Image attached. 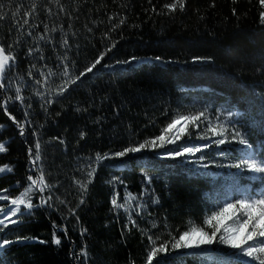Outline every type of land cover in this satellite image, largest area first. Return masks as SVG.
<instances>
[{"label": "trees", "instance_id": "16d2710c", "mask_svg": "<svg viewBox=\"0 0 264 264\" xmlns=\"http://www.w3.org/2000/svg\"><path fill=\"white\" fill-rule=\"evenodd\" d=\"M171 2L0 0L4 5L0 43L6 50L7 45H13L11 51L17 58V71L25 77V104L9 103L8 111L18 121L29 120L21 136L17 125L0 109V125H3L0 142L8 148L6 153H0V166L13 168L12 173L0 174V189H9L7 194L14 198L30 183L27 175L38 174L29 172L28 156V148L40 139L36 133L43 141L63 140L68 152L66 157L56 155L55 164L65 166V159L88 160L96 153L114 152L141 142L159 134L176 114H193L207 108L235 114L234 126L245 133L258 156L264 157V24L259 15L264 9L258 0H236L235 3L233 0H185L183 11L169 15L163 5ZM33 6L35 11L28 17V24L23 25L21 18ZM153 6L156 12L151 11ZM17 8L19 14L13 17ZM109 16L115 18L109 22ZM121 17L125 23L111 31ZM16 20L21 21L23 31H17ZM33 24L37 27H32ZM45 24L49 29L47 35L53 38L51 43L35 39L45 34ZM53 27L58 30L51 32ZM28 31L33 33L32 37L27 35ZM105 33L112 39H102ZM63 39L68 40L67 48ZM17 40L20 42L16 43ZM112 43L115 48L108 52L101 65L69 86L62 96L55 95L62 83L59 74L63 64L69 65L71 76L75 77ZM37 47L40 52L28 55L29 48ZM40 55L43 60L39 59ZM131 57L137 59L127 65L116 63ZM31 64L36 65L34 75L41 68L57 73L51 78L52 91L47 97L55 101L51 105H44L35 95L37 86L27 78ZM81 133H84L83 139ZM223 148L230 149L224 156L238 159L241 155L238 145ZM220 151L216 147L208 149L203 154L205 160L218 161L223 157ZM212 171L206 168L197 171L191 164L177 160H160L151 151L129 155L124 160L103 161L84 194L85 204L78 210L79 230L66 225L67 236L57 231L62 241L57 246L53 243V222L56 225H65V222L44 207L34 208L32 215L25 214L18 225H10L0 233L13 240L17 236L30 238L10 245L6 251L0 250V264H79L73 252L81 245L86 246L92 264H145L147 237L137 228L125 229L126 215L122 210L117 214L111 208L114 190L120 193L121 202L126 191L135 196L143 192L141 202L157 227L148 226L141 216L134 218L140 228L150 229L151 234L166 240L170 239L169 232L178 237L188 227L189 220L206 228L203 219L219 187L218 179L211 176ZM146 176L152 178L150 184ZM235 176L253 188L264 185L261 178L254 181ZM115 177L123 183H110ZM38 195L34 194V204L39 203ZM156 197H159L158 204L154 202ZM8 203L0 201L5 206ZM82 229H87L83 237L80 236ZM183 255L182 264H220V258H224L225 264L245 262L233 254L216 252ZM175 257L172 252L160 253L153 264L160 260L164 264H177Z\"/></svg>", "mask_w": 264, "mask_h": 264}, {"label": "snow or ice", "instance_id": "6c2138e0", "mask_svg": "<svg viewBox=\"0 0 264 264\" xmlns=\"http://www.w3.org/2000/svg\"><path fill=\"white\" fill-rule=\"evenodd\" d=\"M59 3V0H55ZM151 4V0H148ZM236 0H233L235 3ZM261 9H264V0H258ZM214 6V5H213ZM4 5L0 4V19L4 18L2 12ZM185 8V0H172L171 3L163 5V9L166 10V14L175 13L177 10L183 11ZM61 6V11H63ZM35 11V7L31 12H26L23 20V25L28 24V17L32 16ZM151 11L156 12L155 6L152 7ZM49 15H51V9H48ZM19 14V9L12 13L13 17ZM235 15V9H233ZM118 15V14H117ZM260 22L264 24V10L260 11ZM115 17L109 16V22ZM17 25V31H23V25L20 20L15 21ZM125 23V18L121 17L117 24L112 26L111 31H116L121 25ZM32 27H37L33 24ZM58 29L53 27L51 32H56ZM49 29L45 24V34H42L35 39L39 41H46L47 43L52 42V37L47 35ZM62 31V29H60ZM29 37L33 36L31 31L27 32ZM102 39L111 40V36L107 33L104 34ZM20 41L17 40L16 43ZM63 44L67 48L68 40L63 39ZM13 45L6 46L0 43V94L3 98L0 99V109L9 116V118L17 125L19 134L23 136L25 134V125L29 122L25 119L18 121L14 115L8 111L9 103H19L20 105L25 104V96L23 94L24 80L25 77L20 75L17 71L16 55L11 51ZM115 48V43L107 46L104 51L95 58L94 62L91 63L83 72L79 75L72 77L69 71V65L63 64V70L59 74L62 83L56 89L55 95L62 96L64 92L68 90V87L77 82L81 81L84 76L92 73L101 62L104 61L105 56L108 52H111ZM33 52H40V49L29 48L28 55H32ZM40 60H43V55L39 56ZM66 59V57H65ZM136 57H131L130 60L116 61L119 65H127L135 61ZM160 60V57H156ZM198 60L200 58H197ZM108 66V65H105ZM46 67V65L44 66ZM36 68L35 64H31L27 70V78L34 83L36 87L35 95L44 101V105H51L55 101L48 99V93L52 91V80L53 76L57 73L48 69L47 72L43 68L38 70V75L33 74V69ZM12 93V94H10ZM28 108L31 105H27ZM80 111V109H76ZM86 111V109H84ZM28 113L25 109V117ZM3 125H0L2 128ZM185 137L188 140L185 141ZM84 138V133H81V139ZM193 140L205 141V143H194ZM184 141V143H181ZM63 144V140H60ZM238 145L240 157L236 162L229 163L227 165L218 164V167H228L230 169H237L240 172H248L252 174L260 175V178L264 180V157L258 158L254 145L250 142L244 132L240 128L230 125L228 122L221 121L220 116H216L214 119L208 116L205 111H199L193 114H176L170 118L169 121L160 129L159 134L146 138L141 142L132 143L128 146L121 148L118 151L109 153H96L95 157H89L88 162L85 164L83 169L85 173L84 179L73 178V182L78 188L79 199L76 206H71L70 201L66 199H60L56 197L54 201L55 193L52 191L56 185L49 183L45 179V173L43 167L40 164L41 157V142L36 139L33 146L28 148L29 156V172L38 173L35 177L31 174L27 175L26 180L28 183L16 197L8 195L9 189H0V201H8V205L0 204V233H4V230L9 229L10 225H18L21 222V218L27 214L32 215L33 209L37 207L57 208L56 201L59 205H62L61 211L66 209L67 215L62 217V220H66L69 217H75L79 221V216L76 215L77 209L80 205L85 204L84 194L88 191V186L94 181L97 166L107 160H124L129 155H135L145 151L155 152L156 155L163 160H177L183 163H189L193 165H199L203 168H208L209 164L205 163V156L203 155L208 149L216 147L220 149V155L224 156L230 149L223 148L224 145ZM174 146V147H169ZM166 151H160L164 150ZM8 148L4 142H0V153H6ZM198 154H201L198 156ZM12 173L13 168L4 165L0 166V174ZM145 180L147 183H151L152 178L146 176ZM123 183L119 180V177H115L110 183ZM147 191V189H145ZM38 193V204L33 203L34 194ZM47 193V195H45ZM144 193L140 196L132 195L131 193L125 192L123 201H120V193L118 191L113 192L110 198L111 208L114 212L119 214L122 210L126 215L127 220L125 229L131 231L132 228H137L147 237L148 244L146 245V259L145 264H153L154 259L160 253L167 254L169 249L176 252L177 264H182L184 259V253L199 250L205 247H210L214 244L225 245L229 249L238 250V254L242 257L249 258L252 261H256L257 264H264V194L259 195L257 198H239L230 200L220 205L216 210L212 211L211 214L207 215L203 219V224L207 226V229L203 226H196V224L189 220L187 222L188 227L183 232H180L178 237L168 233L170 239L161 240L160 236H154L151 234L150 229H142L134 218V215L139 217L145 214L146 205L141 202V198ZM136 202L133 204V202ZM155 203H159V197L154 199ZM151 215V213H147ZM129 225L131 227H129ZM157 227L156 223L153 222L151 228ZM63 232L67 236L68 228L66 225H56L53 222V243L57 246L61 245V238L56 235V232ZM87 229L80 231V236L83 237ZM30 239L29 237L17 236L15 240L9 239L8 235H0V250H7L10 245L19 243L24 240ZM43 243L44 241H40ZM72 243V241H69ZM74 258L79 261V264H87L89 253L85 245H81L78 251L73 252ZM158 264H164L163 260H160ZM244 264H248L247 261Z\"/></svg>", "mask_w": 264, "mask_h": 264}, {"label": "rangeland", "instance_id": "374dc122", "mask_svg": "<svg viewBox=\"0 0 264 264\" xmlns=\"http://www.w3.org/2000/svg\"><path fill=\"white\" fill-rule=\"evenodd\" d=\"M205 113L208 116H211L213 119L216 116H220L221 121L228 122L230 125H233V126L235 125V121L237 119L235 114H228L224 110H218L214 112L211 109L207 108L205 110ZM27 121L29 122L28 119ZM36 136L40 138L39 140L42 145L41 147L42 159L40 161V164L43 167V171L45 173V179L49 183L56 185V187L52 189V191L55 193L54 201L56 200V197H59L60 199H66L67 201H70L71 206H76L78 204L79 191L73 182V178L74 177L76 179L85 178V173L83 169L85 168V164L88 162V160H85L83 158L74 157L69 160L65 159V166L64 165L56 166L55 156L60 155V154L63 156H65V154L67 155L68 149L66 145L64 143L61 144L60 141L58 140H51V141L44 140L43 141V137L40 136L38 133H36ZM194 143H197V144L205 143V141L195 140ZM257 157L260 158L258 154H257ZM216 158H217V155H216ZM238 159L234 157L232 159L229 156H223V157L218 158V161H213V160L211 161L209 159L205 160V163L209 164V167L206 169H210V170L214 169L215 172L212 171L211 176L214 177L215 180L218 179L217 181H219V187H218V190L216 191V195H214L210 200L211 208L207 215L211 214V212L216 210L220 205L230 200L244 198L245 196H247L248 198H257L259 197V195L264 194V188L259 189V190L257 189V191L255 192L252 189L250 184L241 183L240 182L241 178H237L232 172H235V174L239 175V177H244V178L245 177L258 178L260 175L252 174L248 172H240L237 169H230L228 167H218L217 166L218 164L227 165L229 163L236 162ZM191 166L195 170L203 171V167L199 165L191 164ZM224 173H230L229 175L231 176L228 177ZM45 195H47V193H45ZM56 203H57V208L55 209L47 208V207H44V208L47 209L49 212L55 213L56 215H58L60 219H62L63 216L67 215V211L66 209L64 211H61L60 209L63 208V206L59 205L58 201H56ZM81 206L82 205L78 207L76 215L78 214V210L80 209ZM133 215L135 217V214ZM141 219L143 222H146L148 226L152 225V220L147 215V212H145V214L141 216ZM63 221L65 222V225L70 226L74 229L77 228V230H79V221H77L75 217H69L68 219L63 220ZM206 230H208L207 226H206ZM197 251H206L209 253L216 252L221 255L233 254L234 256L238 257L241 260L252 261L249 258L240 256L238 254V250L229 249L225 245L214 244L210 247H205V248L195 250L192 252H197ZM171 252L173 254H176L175 251H172L169 249L168 253H171ZM188 253H191V252H188ZM212 257L216 258L214 256ZM89 259L90 258H88L87 264H92V262L89 261ZM219 263L225 264L224 258H220Z\"/></svg>", "mask_w": 264, "mask_h": 264}, {"label": "bare ground", "instance_id": "6f19581e", "mask_svg": "<svg viewBox=\"0 0 264 264\" xmlns=\"http://www.w3.org/2000/svg\"><path fill=\"white\" fill-rule=\"evenodd\" d=\"M205 168H203V170H204ZM197 171H199V170H197Z\"/></svg>", "mask_w": 264, "mask_h": 264}]
</instances>
